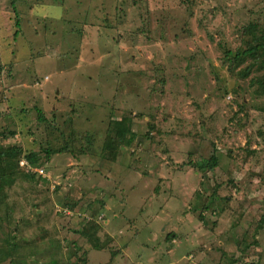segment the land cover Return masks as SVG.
Wrapping results in <instances>:
<instances>
[{
    "label": "rangeland",
    "instance_id": "1",
    "mask_svg": "<svg viewBox=\"0 0 264 264\" xmlns=\"http://www.w3.org/2000/svg\"><path fill=\"white\" fill-rule=\"evenodd\" d=\"M0 155V264H264V0H0Z\"/></svg>",
    "mask_w": 264,
    "mask_h": 264
},
{
    "label": "trees",
    "instance_id": "2",
    "mask_svg": "<svg viewBox=\"0 0 264 264\" xmlns=\"http://www.w3.org/2000/svg\"><path fill=\"white\" fill-rule=\"evenodd\" d=\"M15 26H16V29H19L20 27V21H19V16H18V13L17 11L15 12ZM18 30L15 32L14 36L16 37L18 35ZM260 49V46H257L255 48V50H259ZM252 53V49H248V50H245L243 51L242 53H235V54H232L230 51H228L226 54H225V57L227 60H235V61H242V58H246L248 57L250 54ZM241 59V60H240ZM39 120H42V117L39 118ZM123 121H120V123H117L116 126H117V129H114V132L117 133L118 136H120V139L122 138V141H125V143L123 145L125 146H129L132 141H133V135L131 138L127 139V135L128 134H132V131H131V128L129 127L128 123H127V120L126 118H122ZM116 130V131H115ZM48 153V152H47ZM49 154V153H48ZM2 155V154H1ZM0 155V156H1ZM29 161L31 162V158L29 157L28 158ZM217 158L215 156H212L211 157V160L210 162L208 163V167L213 169L215 166H216V160ZM33 164V162H31ZM7 167V164L6 163H3L2 161H0V179L4 178L5 177V173L8 171V168ZM202 168V167H201Z\"/></svg>",
    "mask_w": 264,
    "mask_h": 264
}]
</instances>
